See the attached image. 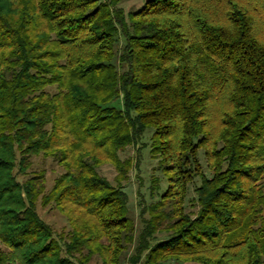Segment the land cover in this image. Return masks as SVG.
Listing matches in <instances>:
<instances>
[{"label": "trees", "instance_id": "trees-1", "mask_svg": "<svg viewBox=\"0 0 264 264\" xmlns=\"http://www.w3.org/2000/svg\"><path fill=\"white\" fill-rule=\"evenodd\" d=\"M121 2L0 0V264H122L129 196L98 169L148 130L168 186L130 264H264V0ZM40 155L66 170L63 245L44 174L19 180Z\"/></svg>", "mask_w": 264, "mask_h": 264}, {"label": "rangeland", "instance_id": "rangeland-1", "mask_svg": "<svg viewBox=\"0 0 264 264\" xmlns=\"http://www.w3.org/2000/svg\"><path fill=\"white\" fill-rule=\"evenodd\" d=\"M104 1V0H102ZM145 3V0H122L120 6L124 8L126 12L140 9ZM124 46L123 39L117 46L118 56ZM118 66V61H115ZM55 92V89H52ZM152 131L148 130L142 138V141L138 145H133L127 149L119 152V162L117 164L113 162H106L99 169L98 173L101 178L110 182L114 187L122 186L125 188L126 193L129 196V218L132 226V230H129V237L132 241L126 246V250L123 253L122 264H130L134 255H136L138 247L142 242V233L145 225L151 219L149 209L152 205L160 202L162 195L167 190V179L164 176L160 167V158L155 157L152 152ZM19 154L17 159H19ZM199 160L202 165V170L206 176L210 177L211 173L208 169L207 159L204 156L203 150L199 153ZM66 172L64 165L54 161L51 157L40 155L34 156L31 160V167L28 169L26 175H20L19 180L24 182L26 179L33 175L43 173L45 176V199H40L37 204V212L40 218L56 232L58 239L62 245L65 243L68 233L71 231V225L67 215L63 213L53 200L52 189L54 188L57 180L62 177ZM158 180L157 190L152 193V182ZM201 185V179L196 177L189 185L187 197L184 203V211L188 215L195 216L198 214L199 206L197 204V192L196 190ZM264 187V179L262 181ZM48 198V201H47ZM49 198L52 200L49 201ZM173 210L170 205L168 212ZM170 224V220L165 222L163 226L166 228ZM168 235L165 230H161L156 234L155 241H161ZM154 239L149 240V245H153L156 242ZM5 246L0 242V249H4ZM136 260V257H134ZM133 259V261H134ZM89 264H102L99 257H94ZM137 264H145V256Z\"/></svg>", "mask_w": 264, "mask_h": 264}]
</instances>
